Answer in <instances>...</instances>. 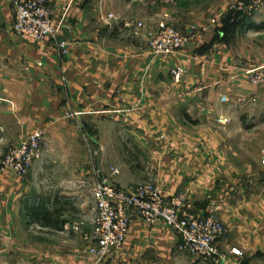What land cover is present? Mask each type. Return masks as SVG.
Returning <instances> with one entry per match:
<instances>
[{"label":"crops","instance_id":"0c3cea01","mask_svg":"<svg viewBox=\"0 0 264 264\" xmlns=\"http://www.w3.org/2000/svg\"><path fill=\"white\" fill-rule=\"evenodd\" d=\"M262 1L223 34L220 21L208 23L223 0H71L59 33L68 45L59 54L52 40L17 37L12 9L0 0V157L8 142L36 128L60 141L78 115L115 120L141 157L113 167L110 182L123 189L154 182L165 198L182 197L181 215H202L212 201L224 227L218 250L230 262L264 264V200L251 194L264 191V183H243L226 151L232 130L240 128L236 109L254 90L242 72L264 64ZM47 3L56 21L67 0ZM164 12L180 33L192 31L184 48L153 57L145 33ZM174 67L182 69L178 81L170 74ZM217 116L229 122L220 126ZM28 171L23 178L0 172V264H90L78 232L26 219L24 198L37 192ZM128 217L121 248L100 264H213L178 251L176 235L161 222L147 225L133 211ZM230 248L241 257L228 254Z\"/></svg>","mask_w":264,"mask_h":264},{"label":"built area","instance_id":"2783aa9c","mask_svg":"<svg viewBox=\"0 0 264 264\" xmlns=\"http://www.w3.org/2000/svg\"><path fill=\"white\" fill-rule=\"evenodd\" d=\"M6 1L12 9L11 29L17 37L35 42L52 40L59 54L66 52L68 42L59 37V33L61 20L71 0H67L56 21L48 7V0ZM262 3V0H223L220 9L208 18V23L215 25L220 17L229 11L238 15L251 14ZM108 17L112 15L108 14ZM123 25L128 26V21L123 22ZM134 26L137 29L142 28L139 21L135 22ZM191 31L180 33L172 26L168 14L164 12L155 28L145 33L147 52L153 57L170 56L186 46ZM181 73L182 69L179 67L170 70L174 81L179 80ZM242 73L245 80L253 86V91H260L264 95V64L246 69ZM219 100L222 103L227 102V97L221 94ZM250 100L254 101L255 96ZM215 122L223 126L229 122V118L217 116ZM42 140V130L36 128L9 145L0 157V172L9 170L16 177L23 178L33 161L39 157ZM261 162L264 164V157ZM110 174H117V169H111ZM91 197L93 205L89 229L80 231V223L71 226V230L78 231L86 243L90 264H100L109 252L121 248L128 231L129 211H133L147 225L159 221L170 229L177 237L175 247L178 251L213 264H238V260H227L226 255L216 246V241L223 235L224 227L215 213L216 208L212 201L208 211L202 215H181L182 197L170 195L165 198L154 182L143 181L130 189H123L106 178L93 185ZM228 254L236 258L241 257V252L236 248H230Z\"/></svg>","mask_w":264,"mask_h":264},{"label":"rangeland","instance_id":"374dc122","mask_svg":"<svg viewBox=\"0 0 264 264\" xmlns=\"http://www.w3.org/2000/svg\"><path fill=\"white\" fill-rule=\"evenodd\" d=\"M253 13L254 11L247 15L236 13V19L245 21ZM253 93L245 97L240 109H236L240 128L232 130L234 136L226 151L230 161L240 171L242 182L248 181L260 186L264 183V164L259 158L261 152H264V95L258 96L260 91ZM252 96H255L254 101L250 100ZM227 105L228 103L225 107ZM72 126L60 141H50L42 132L40 155L28 171L32 174L37 191L31 195L30 202L33 198L36 201L38 197L50 196L51 206L58 208L59 215L67 221L63 229L68 234L73 232L71 226L76 223H80V231L89 229L93 185L102 178L110 180L113 167L126 165L128 161L138 164V156L141 157L140 150L127 139V132L115 120L78 115L73 119ZM15 142H8L2 154ZM131 172L133 170H128V173ZM68 190L72 191L71 194ZM54 194L58 197L56 201ZM251 194L254 200H264V191L255 188ZM31 229L35 231L36 227L31 225Z\"/></svg>","mask_w":264,"mask_h":264},{"label":"trees","instance_id":"16d2710c","mask_svg":"<svg viewBox=\"0 0 264 264\" xmlns=\"http://www.w3.org/2000/svg\"><path fill=\"white\" fill-rule=\"evenodd\" d=\"M237 15L232 12L224 13L219 21L221 23L220 30H222L223 34L225 32L231 31L234 27L239 26L243 19L237 21ZM217 27V29H219ZM189 122L194 124L196 123L195 120H191L189 118ZM32 195V194H31ZM24 198L23 209L26 219L30 222L37 223L42 227H49L53 230H63L64 224L67 222L65 219L59 215L60 211L58 208L55 209L53 205L51 206V200L49 197L40 198L35 201L34 198L30 202V197ZM54 200H57L56 194L53 195ZM28 223V222H27Z\"/></svg>","mask_w":264,"mask_h":264},{"label":"water","instance_id":"95a60500","mask_svg":"<svg viewBox=\"0 0 264 264\" xmlns=\"http://www.w3.org/2000/svg\"><path fill=\"white\" fill-rule=\"evenodd\" d=\"M243 261H245V260H243ZM242 260L240 261V262H243ZM241 264V263H240Z\"/></svg>","mask_w":264,"mask_h":264}]
</instances>
